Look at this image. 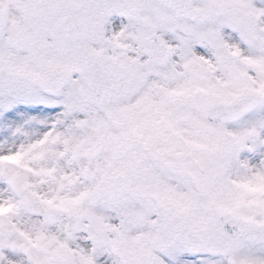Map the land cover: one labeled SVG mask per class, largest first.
Here are the masks:
<instances>
[{
  "label": "snow or ice",
  "instance_id": "snow-or-ice-1",
  "mask_svg": "<svg viewBox=\"0 0 264 264\" xmlns=\"http://www.w3.org/2000/svg\"><path fill=\"white\" fill-rule=\"evenodd\" d=\"M0 264H264V0H0Z\"/></svg>",
  "mask_w": 264,
  "mask_h": 264
}]
</instances>
